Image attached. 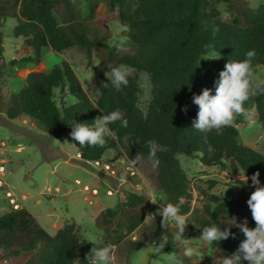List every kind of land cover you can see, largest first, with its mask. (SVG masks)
Returning <instances> with one entry per match:
<instances>
[{
    "label": "trees",
    "instance_id": "trees-1",
    "mask_svg": "<svg viewBox=\"0 0 264 264\" xmlns=\"http://www.w3.org/2000/svg\"><path fill=\"white\" fill-rule=\"evenodd\" d=\"M214 1L233 3V0H110L109 8L116 10L119 6L118 19L127 28L125 38L131 51L124 52L119 43L115 46L105 43L110 37L107 30L90 26L96 5H92L88 20L82 21L73 0H0V29L2 19H17L14 36L22 37L33 51L32 56L24 59L26 62L38 64L43 49L62 53L78 47L88 58L99 51L107 71L119 64L135 69L121 91L111 84L102 87V83H110L103 76L95 79L91 83L93 94L83 88L67 60L49 72L33 71L21 90L11 96L7 117L11 120L27 117L40 124L51 137L58 138L71 128L74 120L91 123L97 116L119 109L128 126L122 127L120 121L110 124L112 134L105 138L103 147L77 144L82 160L99 162L109 150L118 148L126 149L129 156L140 152L147 158L146 144L155 140L166 149L157 152L159 181L168 202L177 203L183 197L182 213L193 215L195 209L192 180L182 168L178 154L196 157L208 167L228 165L233 173L242 171L249 177L259 171L264 185V155L240 142L235 125L207 134L192 128L198 112L192 103L193 95L204 88L212 89L215 94L214 82L230 59L242 60L247 51L254 49L253 71L264 66V3L257 9L233 6L232 18L224 21L213 6ZM2 44L0 30L1 53ZM211 51L218 53L220 59L205 70L200 61ZM141 72L148 74L152 85V98L146 111L139 106ZM53 88H59L62 101L70 96L76 102L61 110ZM185 106L187 114L183 111ZM245 107L256 109L259 121L264 123V94L251 96ZM126 138L133 139L128 148L124 144ZM144 203V197L127 192L117 208L104 209L96 218L97 227L111 244L127 255L146 246L140 240L128 239L144 222ZM242 207L241 202L234 204L211 195L202 213L188 218L187 223L199 231L213 224L222 230L232 227L235 239L212 243L214 248L231 255L244 238L231 219L236 217L239 223L238 210ZM248 223L255 228L252 217ZM141 228L148 244L156 242L165 232L160 220ZM172 236L170 232L164 253L172 248ZM92 248L75 223L65 224L52 235L25 208L0 216V250L5 258L22 259L21 264H72L77 258L87 264L86 253ZM183 264L192 263L184 257Z\"/></svg>",
    "mask_w": 264,
    "mask_h": 264
},
{
    "label": "rangeland",
    "instance_id": "rangeland-1",
    "mask_svg": "<svg viewBox=\"0 0 264 264\" xmlns=\"http://www.w3.org/2000/svg\"><path fill=\"white\" fill-rule=\"evenodd\" d=\"M73 1L82 21L88 20L92 5H96V14L90 26H98L108 31L110 37L105 43L109 46L119 43L124 52L131 51L125 38L127 28L120 23L116 10L109 8L110 0ZM263 3L264 0H233L230 5L214 1L213 6L220 12L221 19L228 21L232 18L231 7L257 9ZM1 23L3 50L0 52V216L25 208L52 235L65 224L75 223L80 229V235L87 241V236L91 235L101 246L111 244L105 233L97 227L96 218L104 209L117 208L119 202L124 201L127 192L145 198V216L149 212H157L159 205L149 200L148 192H155L157 198L160 193L167 197L159 181L157 167L154 168L145 157L142 161L132 164L131 160L137 154L129 156L124 148L109 150L99 162L85 163L75 146L64 144L65 140L73 143L71 128L62 136L53 138L37 122L27 117L11 120L6 114L11 96L21 90L29 73L49 72L64 60L72 64L83 88L93 94L92 81L101 76L106 78L107 70L102 56L98 51L88 58L78 47L62 53L47 48L43 49L38 64L29 63L24 59L32 56L33 51L22 37L14 36L17 19L8 17L2 19ZM213 53L214 51H211L201 58L200 62L205 70L220 59L218 53L215 52V56ZM253 74L254 83L264 81V66H258ZM139 85V106L146 111L152 98V85L145 72L139 74ZM55 100L61 110L76 102L70 96L62 101L60 90L55 93ZM232 124L238 129L242 144L264 155V123L259 121L256 109H251L247 116L234 117ZM132 141L131 138L124 139L127 148L131 146ZM177 158L192 180L195 214H190L189 219L202 213L204 206L209 204L211 195L230 200L234 204L243 203L244 207L238 210L239 223L252 217L247 200L255 189L251 186L249 176L247 184H244L246 175L242 171L233 173L228 165L208 167L202 165L198 158L184 154H178ZM156 220L161 221L162 217L157 216ZM156 220L147 224L143 222L141 227H150ZM196 226L197 224H194V227ZM141 227L128 236V239L140 240L146 244L137 251L148 245ZM174 231L175 229H172L171 233L174 234ZM123 232H126V227ZM201 235L202 230H195L187 225L185 238L197 239ZM192 246L199 252L198 255L188 257L192 264H214L215 257L229 255L214 248L212 243L194 241ZM173 251L181 254L182 259L186 257L182 255V247L174 240L172 248L165 254ZM133 253L127 255L115 246L112 264H130ZM154 255V249L149 248L143 258V264H152ZM21 262L22 259L5 258L0 250V264Z\"/></svg>",
    "mask_w": 264,
    "mask_h": 264
},
{
    "label": "clouds",
    "instance_id": "clouds-1",
    "mask_svg": "<svg viewBox=\"0 0 264 264\" xmlns=\"http://www.w3.org/2000/svg\"><path fill=\"white\" fill-rule=\"evenodd\" d=\"M119 12V6L116 7ZM218 31V29H217ZM216 53H213L215 56ZM256 51L249 50L245 53L242 60L230 59L224 66V70L219 72L218 79L214 82V91L204 88L201 94H195L192 97V103L198 107L197 116L192 121V128L207 134L213 130L220 131L223 127L232 124L234 117L247 116L250 109L245 107L246 102L251 96L264 94V81L253 82V64ZM208 60V59H205ZM215 60V59H213ZM110 71L105 72V76L110 83H102V87L112 85L117 91L126 87L129 83V77L135 72V69L126 64H119L115 67H109ZM54 93H59V88H53ZM187 114L188 107L183 109ZM117 121L121 122L122 127L128 126V121L123 119V114L119 109L107 114L97 116L91 123L77 122L74 120L71 124L70 136L76 143H69L65 140L64 144L76 146L103 147L106 143V137L110 136V124ZM148 150L147 160L152 166H159L157 152L166 150L158 145L155 140H149L146 144ZM144 157L139 152L132 164L142 161ZM247 184L249 177L246 175ZM251 186L255 189L247 200V206L251 211L252 220L255 222V228L249 227L248 220L245 218L241 223H237V218H231L234 227L238 228L243 235L239 246L231 255H220L214 258V264H264V185L260 182V172L257 171L251 177ZM149 200L153 204H158L157 212H149L145 216L144 223H150L156 220L157 216L162 217L161 226L165 230L160 238L146 248L135 251L132 255L130 264H143V258L149 248L154 249V259L152 264H183L181 254L173 251L165 254L164 249L169 244V233L175 229L172 239L183 249V256L192 257L198 255V249L194 248V241H203L206 243H220L230 237L235 239L231 228L221 229L220 226L213 224L202 229V235L197 239L185 238L184 233L188 225L187 221L190 213H182L181 207L184 203L183 197L179 198L177 203L168 202L165 194H157L153 191L148 192ZM89 243L95 246L86 253L87 264H112L115 256V246L105 244L101 246L96 242V238L88 235ZM162 254V255H161ZM72 264H82L80 259H74Z\"/></svg>",
    "mask_w": 264,
    "mask_h": 264
}]
</instances>
